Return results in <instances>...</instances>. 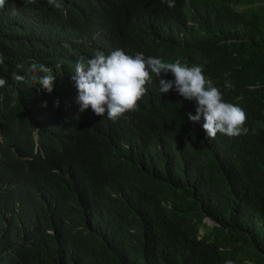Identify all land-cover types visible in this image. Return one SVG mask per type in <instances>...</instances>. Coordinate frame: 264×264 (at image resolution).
Returning a JSON list of instances; mask_svg holds the SVG:
<instances>
[{"label":"trees","instance_id":"trees-1","mask_svg":"<svg viewBox=\"0 0 264 264\" xmlns=\"http://www.w3.org/2000/svg\"><path fill=\"white\" fill-rule=\"evenodd\" d=\"M173 2L66 0L63 10L5 0L0 264L14 253L18 264H264V0ZM23 13L46 48L25 45ZM118 48L202 65L249 133L208 139L203 119H187L195 101L161 94L155 75L115 122L80 112L76 63ZM45 74L56 77L51 93L39 86Z\"/></svg>","mask_w":264,"mask_h":264},{"label":"clouds","instance_id":"clouds-1","mask_svg":"<svg viewBox=\"0 0 264 264\" xmlns=\"http://www.w3.org/2000/svg\"><path fill=\"white\" fill-rule=\"evenodd\" d=\"M19 1L25 5L47 4L56 9L67 8L66 0ZM167 2L170 8L174 7L173 0H167ZM4 6L5 0H0V14L8 9ZM29 18L30 16L23 13L22 21L18 24V27L25 31V45L30 43L35 50L46 48L45 35L38 30L33 21L31 23ZM4 24H8V21H4ZM44 67L33 64L32 70L40 69L45 73L51 72V69ZM74 73L71 79L78 91L77 102L80 105V112L91 108L95 115L106 116L115 122L126 113L136 110L138 102L147 93V85L152 83V77L155 75L161 94H167L175 89L185 100L195 101V115L187 113V119L193 124L203 119L202 127L208 139H214L217 134L235 138L249 133V128L245 126L247 122L245 111L224 100L221 90L204 75L202 65L190 67L179 60L166 62L157 57H145L140 52L130 55L118 48L107 55L102 51H97L93 58L87 60L86 64L77 62ZM162 73L171 74L174 79H162L160 78ZM17 79L21 78L17 77ZM32 79L35 81L37 77L34 76ZM55 79L56 77L51 74L40 76L39 86L51 93ZM6 81L5 77L0 76V90ZM232 87L233 85L226 79L225 88L231 89ZM252 132L255 134V129H252ZM202 221L208 225H220L216 219L209 216H204ZM201 231L202 228H199L198 232ZM5 258L8 264H18L21 259L17 253L5 256ZM226 264H232V261L229 260Z\"/></svg>","mask_w":264,"mask_h":264}]
</instances>
